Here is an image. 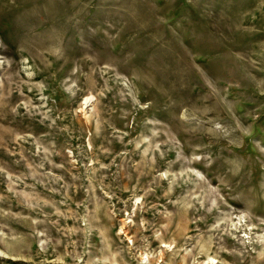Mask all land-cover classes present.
Segmentation results:
<instances>
[{
	"label": "rangeland",
	"instance_id": "1",
	"mask_svg": "<svg viewBox=\"0 0 264 264\" xmlns=\"http://www.w3.org/2000/svg\"><path fill=\"white\" fill-rule=\"evenodd\" d=\"M0 264H264V0H0Z\"/></svg>",
	"mask_w": 264,
	"mask_h": 264
}]
</instances>
